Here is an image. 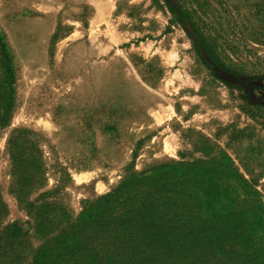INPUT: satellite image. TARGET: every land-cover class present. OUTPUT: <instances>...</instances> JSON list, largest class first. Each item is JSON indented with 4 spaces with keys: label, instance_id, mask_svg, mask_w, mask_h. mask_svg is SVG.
Segmentation results:
<instances>
[{
    "label": "rangeland",
    "instance_id": "374dc122",
    "mask_svg": "<svg viewBox=\"0 0 264 264\" xmlns=\"http://www.w3.org/2000/svg\"><path fill=\"white\" fill-rule=\"evenodd\" d=\"M202 1L220 61L171 23L178 0H0V264L180 162L168 264H264V0Z\"/></svg>",
    "mask_w": 264,
    "mask_h": 264
},
{
    "label": "trees",
    "instance_id": "16d2710c",
    "mask_svg": "<svg viewBox=\"0 0 264 264\" xmlns=\"http://www.w3.org/2000/svg\"><path fill=\"white\" fill-rule=\"evenodd\" d=\"M178 2L179 8L169 6L171 23L189 22L199 37L198 46L220 61V45L225 44H219L199 14L200 9H207L208 1ZM5 69L11 84L14 74L8 59ZM11 107L12 103L6 106L0 128L8 121ZM183 165L180 162L134 172L117 188L91 202L76 225L46 242L32 264H168L172 248L163 247L167 233L162 234L160 228L171 218L165 217L166 212H178L177 198L183 185L174 172ZM79 226L90 229L89 233L77 232Z\"/></svg>",
    "mask_w": 264,
    "mask_h": 264
},
{
    "label": "water",
    "instance_id": "95a60500",
    "mask_svg": "<svg viewBox=\"0 0 264 264\" xmlns=\"http://www.w3.org/2000/svg\"><path fill=\"white\" fill-rule=\"evenodd\" d=\"M204 58L210 66H212L213 68H217L216 64L210 59L209 55L204 54Z\"/></svg>",
    "mask_w": 264,
    "mask_h": 264
}]
</instances>
